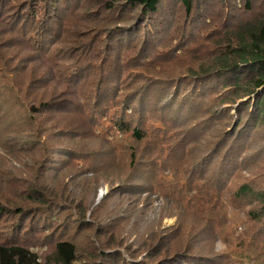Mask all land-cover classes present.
Wrapping results in <instances>:
<instances>
[{"label": "rangeland", "instance_id": "1", "mask_svg": "<svg viewBox=\"0 0 264 264\" xmlns=\"http://www.w3.org/2000/svg\"><path fill=\"white\" fill-rule=\"evenodd\" d=\"M106 1L0 0V244L41 262L69 241L74 264L186 247L170 264H264V95L222 66L262 0L177 1L163 32Z\"/></svg>", "mask_w": 264, "mask_h": 264}, {"label": "trees", "instance_id": "2", "mask_svg": "<svg viewBox=\"0 0 264 264\" xmlns=\"http://www.w3.org/2000/svg\"><path fill=\"white\" fill-rule=\"evenodd\" d=\"M179 1L182 7L188 12L193 4L199 0H123L127 6L134 9L137 7V23L138 25L144 24L146 26L152 25L153 28L160 29L163 32L169 25V18L174 14L176 8V2ZM115 1L110 0L105 2L107 10L114 8ZM251 0H246L245 7L250 8ZM262 6H264V0H262ZM143 25V26H144ZM136 26V25H135ZM139 32V31H137ZM235 38L238 45L233 46V61L226 59L223 60L224 70L232 73L230 81L234 86L232 88L242 89L246 94H254V98L264 95V15L255 21H245L235 30ZM138 34V33H136ZM230 46V45H228ZM243 68V69H239ZM246 75L247 79L242 82L243 76ZM237 84V85H236ZM240 84V85H239ZM102 101H105L102 99ZM262 101L255 102V108L258 109L261 106ZM143 108V107H142ZM141 108V109H142ZM254 108V109H255ZM42 109V111H38ZM52 109V105L42 104V107L35 108L38 112H47ZM146 110V109H145ZM261 111V109L259 110ZM116 129L121 131H128L130 124L123 121L116 122ZM234 133H230L225 140H229ZM131 135L137 140L142 139V134L139 133L137 128H132ZM135 156L131 153L130 164L133 166ZM148 191V189H146ZM151 190V189H149ZM33 199L37 198L38 191L33 190ZM37 200V199H36ZM44 202V196L39 197L38 204ZM38 208V207H36ZM23 208L19 209L20 213H23ZM29 209H27L28 211ZM40 209H34V212L30 213L32 216L39 212ZM189 250V251H187ZM191 249L186 247V251L183 253H174L169 258H164L166 264H170L176 261L182 262L189 258ZM116 251L115 253H117ZM155 249L150 248L147 255H156ZM113 251V254H115ZM119 258H123V255L119 253ZM76 259L75 245L69 241H58L55 244V260L50 262L45 260L41 262L40 256L36 251L28 248L23 244L13 243L10 245L0 244V264H74ZM124 260V259H123ZM163 262V263H164Z\"/></svg>", "mask_w": 264, "mask_h": 264}]
</instances>
